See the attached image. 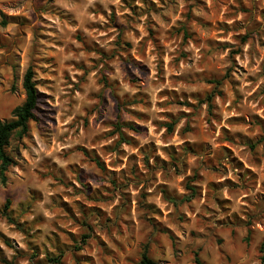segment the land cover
Returning a JSON list of instances; mask_svg holds the SVG:
<instances>
[{"label": "rangeland", "instance_id": "obj_1", "mask_svg": "<svg viewBox=\"0 0 264 264\" xmlns=\"http://www.w3.org/2000/svg\"><path fill=\"white\" fill-rule=\"evenodd\" d=\"M29 67L0 264H264V0H0V120Z\"/></svg>", "mask_w": 264, "mask_h": 264}, {"label": "trees", "instance_id": "obj_2", "mask_svg": "<svg viewBox=\"0 0 264 264\" xmlns=\"http://www.w3.org/2000/svg\"><path fill=\"white\" fill-rule=\"evenodd\" d=\"M35 73L32 67H29L24 75L23 79V88L25 91V100L23 104L16 107L13 110V119L9 121H2L0 120V179L3 183L6 182L7 176L6 173L8 172L9 167L12 164V159L9 157V155L6 153V149L10 145V142L12 138L16 135H19L20 137L22 135H25L29 128V123L35 120L34 112L37 108L38 103V91L36 87V82L34 80ZM211 84L219 85L220 83L218 81H209ZM167 129L169 131L173 130V124H167ZM132 131H136L133 126H128ZM121 129V126L118 127ZM121 140L122 137H121ZM125 142V141H123ZM93 162L96 164V166L102 170L105 171L104 165L100 161L98 157H93ZM192 191V194H194V190L190 188ZM10 204V201L8 200L5 206V209H8V206ZM5 216L6 213H5ZM10 222L12 221V218H8ZM88 236H84V244H86V240L88 239ZM262 259L264 260V244L262 245L261 249ZM64 257V253H60L58 257L50 258L49 260L51 262H54L56 264H60L62 261V258ZM195 264H205L202 262L197 255H195L194 259ZM138 264H159L155 260H153L148 253V249L145 247L140 260Z\"/></svg>", "mask_w": 264, "mask_h": 264}]
</instances>
